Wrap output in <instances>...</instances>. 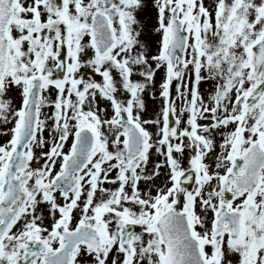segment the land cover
<instances>
[{
	"label": "snow or ice",
	"instance_id": "1",
	"mask_svg": "<svg viewBox=\"0 0 264 264\" xmlns=\"http://www.w3.org/2000/svg\"><path fill=\"white\" fill-rule=\"evenodd\" d=\"M0 264H264V0H0Z\"/></svg>",
	"mask_w": 264,
	"mask_h": 264
}]
</instances>
